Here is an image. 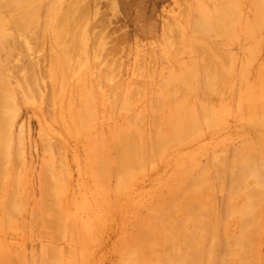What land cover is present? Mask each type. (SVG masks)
I'll list each match as a JSON object with an SVG mask.
<instances>
[{
  "label": "rangeland",
  "instance_id": "rangeland-1",
  "mask_svg": "<svg viewBox=\"0 0 264 264\" xmlns=\"http://www.w3.org/2000/svg\"><path fill=\"white\" fill-rule=\"evenodd\" d=\"M0 37V264H264V0H0Z\"/></svg>",
  "mask_w": 264,
  "mask_h": 264
},
{
  "label": "bare ground",
  "instance_id": "bare-ground-1",
  "mask_svg": "<svg viewBox=\"0 0 264 264\" xmlns=\"http://www.w3.org/2000/svg\"><path fill=\"white\" fill-rule=\"evenodd\" d=\"M15 1V0H14ZM219 1V0H218ZM222 1V0H221ZM23 2V1H22ZM22 4V3H21ZM30 4V3H29ZM71 4V3H70ZM13 5V4H12ZM17 5H19V4H17ZM74 5V4H73ZM225 5V4H224ZM4 6V5H3ZM27 6H28V4H27ZM9 7V6H8ZM22 7H25V6H22ZM21 7V8H22ZM74 7H76V5L74 6ZM224 7V6H223ZM19 8V7H18ZM20 8V9H21ZM70 8V7H69ZM225 8V7H224ZM49 9V8H48ZM13 10V9H12ZM32 10V9H31ZM71 10V9H70ZM10 11V10H9ZM50 11V10H49ZM66 11V10H65ZM227 11V10H226ZM74 12V11H73ZM33 14V13H32ZM64 14V13H63ZM78 14V13H77ZM68 15V14H67ZM34 16V15H33ZM80 17V16H79ZM20 18H22V17H20ZM27 18V17H26ZM207 19V18H206ZM204 20V22H203V24L204 25H206L207 27L209 26V25H211V24H209L208 22H207V20ZM215 19V18H214ZM33 20H35L34 18H33ZM210 20V19H209ZM20 21H21V19H20ZM24 22V21H23ZM25 22H27V21H25ZM24 22V24L26 25V23ZM34 22V21H33ZM211 22H213V21H211ZM227 22V21H226ZM23 25V24H22ZM202 25V24H201ZM212 25H214V24H212ZM217 26H218V23H217ZM220 26V25H219ZM212 27V26H211ZM215 27V26H214ZM64 28V27H63ZM197 28V27H196ZM195 28V29H196ZM209 28H210V26H209ZM61 29V28H60ZM205 29H207V28H205ZM215 29H216V27H215ZM209 30V29H208ZM220 30V29H219ZM62 32V31H61ZM66 33V32H65ZM70 33V32H69ZM205 34V33H204ZM204 36H206V35H204ZM203 35H202V37H204ZM210 36V35H209ZM2 37V36H1ZM0 37V38H1ZM78 37H79V35H78ZM5 38V37H4ZM8 38V37H7ZM80 38V37H79ZM71 39V38H70ZM77 39V38H76ZM3 40V39H2ZM2 40H0V41H2ZM5 40V39H4ZM203 40V39H202ZM205 40V39H204ZM206 40H207V38H206ZM6 41V40H5ZM4 41V42H5ZM8 41V40H7ZM66 41V40H65ZM77 41V40H76ZM3 42V41H2ZM69 43V42H68ZM1 45L3 44V43H0ZM10 44V43H9ZM3 46V45H2ZM70 46V45H69ZM77 46V45H76ZM4 48H5V46H4ZM65 49V48H64ZM1 50V49H0ZM10 51V50H9ZM77 51V50H76ZM2 52V51H1ZM11 52H13V51H11ZM20 54V53H19ZM7 57V56H6ZM4 59H5V57H4ZM3 59V60H4ZM7 59H8V57H7ZM6 60V59H5ZM5 60H4V62H5ZM9 60V59H8ZM12 60H14V59H12ZM10 62V61H9ZM0 64L3 66V64L1 63V61H0ZM5 64V66L6 67H8L7 69H6V71H9L8 69H9V66H10V64L9 63H7V64H9L8 66L6 65V63H4ZM14 65V64H13ZM12 65V66H13ZM15 67V66H14ZM11 68V67H10ZM13 69V68H12ZM11 69V70H12ZM1 72V71H0ZM4 72V71H3ZM9 72H11V71H9ZM2 74V73H1ZM5 74H7L6 72H5ZM6 76V75H5ZM9 76V75H8ZM10 78V77H9ZM2 79V78H1ZM4 79V78H3ZM3 79H2V81H3ZM6 79H7V76H6ZM8 80V79H7ZM7 80L5 81H3V82H7ZM10 80V79H9ZM32 81V80H31ZM2 82V83H3ZM9 82H11V81H9ZM2 83H0V145H1V147H3V148H5V144H8V141H9V136H10V129L11 130H13V128H11V126L13 125V123L15 124V121H16V119H15V115L13 114V113H10V107L11 106H9V105H7L6 104V102H5V99L4 98H6V97H4V96H6L10 91H9V89L8 88H12V87H10V86H8L7 84H5V83H3V85H2ZM19 84V83H18ZM30 85V84H29ZM8 86V87H7ZM6 88L8 89V93H6ZM31 89V88H30ZM11 91H13V90H11ZM6 93V94H5ZM9 95H14V92H12V93H10ZM8 98H9V96H8ZM7 98V99H8ZM13 98V97H12ZM13 101V100H12ZM10 104V103H9ZM17 118V117H16ZM14 119H15V121H14ZM178 124V123H177ZM177 129V128H176ZM175 129V130H176ZM13 135V134H12ZM137 135H139V134H137ZM134 139V138H133ZM13 140V139H12ZM123 141V140H122ZM125 141V146L127 147V148H129L130 146H128V144H127V140H124ZM130 141V140H129ZM132 141V140H131ZM155 142V141H154ZM156 142H158V140L156 141ZM122 145H124V144H122ZM130 145H132L131 143H130ZM1 147H0V152H2L1 151ZM132 147H134V146H132ZM9 148V147H8ZM122 148V147H121ZM127 148H124V149H127ZM130 149H131V147H130ZM134 149H135V147H134ZM3 150V149H2ZM121 150H123V148L122 149H120V151ZM129 150V149H128ZM6 150H4V152H5ZM8 152V151H7ZM123 152V154H122V156H120V157H122V158H124L125 157V155H126V153H127V150H125V151H122ZM147 152V151H146ZM6 153V152H5ZM129 155H131L130 153L127 155V157L129 156ZM129 161V160H128ZM125 162V161H124ZM47 180V179H46ZM49 180V179H48ZM48 183H49V181H48ZM45 185H47L46 183H45ZM48 188V187H47ZM48 192V191H47ZM49 193V192H48ZM50 195H52V194H50ZM48 196V195H47ZM50 197V196H49ZM53 197V196H52ZM47 199H49L48 197H47ZM52 199V198H51ZM49 202V201H48ZM214 226V225H213ZM216 251H218V250H216ZM201 252V251H200ZM246 256V255H245ZM214 257V256H213ZM243 257V256H242ZM221 258V257H220ZM249 259V258H248ZM220 260V259H219ZM217 261V260H216ZM248 261V260H247ZM198 263H200V262H198ZM214 263V262H213Z\"/></svg>",
  "mask_w": 264,
  "mask_h": 264
}]
</instances>
